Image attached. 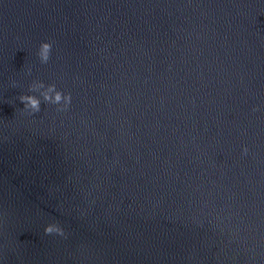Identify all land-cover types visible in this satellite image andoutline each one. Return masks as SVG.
<instances>
[{
	"label": "water",
	"instance_id": "water-1",
	"mask_svg": "<svg viewBox=\"0 0 264 264\" xmlns=\"http://www.w3.org/2000/svg\"><path fill=\"white\" fill-rule=\"evenodd\" d=\"M0 264H264V0H0Z\"/></svg>",
	"mask_w": 264,
	"mask_h": 264
},
{
	"label": "clouds",
	"instance_id": "clouds-1",
	"mask_svg": "<svg viewBox=\"0 0 264 264\" xmlns=\"http://www.w3.org/2000/svg\"><path fill=\"white\" fill-rule=\"evenodd\" d=\"M53 44L50 42H42L39 45L37 56L42 64H47L52 57ZM31 73V69H29ZM29 92L32 94H24L19 97L20 102L24 105L22 111L28 115H33L41 112L42 103L57 106L58 111L67 110L72 104L71 93H65L59 89L56 83L46 84L41 80H35L29 87ZM244 154H247L248 149H243ZM44 232L46 235L56 234L65 236L64 228L59 223H49Z\"/></svg>",
	"mask_w": 264,
	"mask_h": 264
}]
</instances>
